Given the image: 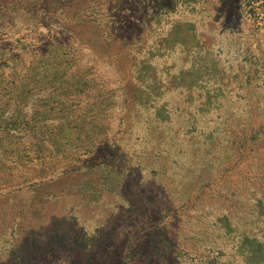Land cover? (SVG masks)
<instances>
[{"label": "rangeland", "instance_id": "374dc122", "mask_svg": "<svg viewBox=\"0 0 264 264\" xmlns=\"http://www.w3.org/2000/svg\"><path fill=\"white\" fill-rule=\"evenodd\" d=\"M0 264H264V0H0Z\"/></svg>", "mask_w": 264, "mask_h": 264}]
</instances>
